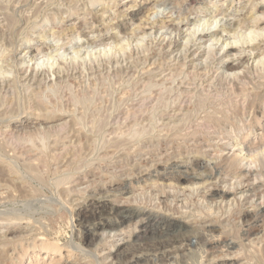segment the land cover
<instances>
[{
	"label": "rangeland",
	"instance_id": "374dc122",
	"mask_svg": "<svg viewBox=\"0 0 264 264\" xmlns=\"http://www.w3.org/2000/svg\"><path fill=\"white\" fill-rule=\"evenodd\" d=\"M156 1L157 0H155V2H152L148 7L151 8L153 5V8H154L155 4L158 3ZM192 1L193 0H171L170 1L171 3L167 2L166 4H162V5L158 3L154 8L156 10H153L155 14L151 12L148 15L149 18L148 19L146 18L147 19L146 21L145 19L144 21H136L133 19L132 13H137L138 9L144 8L146 6L145 5L146 0H68V1L67 0H0V5H1L0 6L1 7L0 9L1 11L0 12V15H1L0 16V31H1L0 36H2L0 37V81L2 80L4 81V82L2 81V83L0 82V93H1L0 94V114L2 115V116L0 115V118L2 119V120L0 119V132H1L0 133V218H1L0 219V223H1L0 224V234H1L0 239H2L0 240V264H65L67 260L82 261V259H84L83 260L84 264H162V263L163 264H200L202 261H205L207 259H208L209 264H212L215 260L217 261L214 262L213 264H216V263L219 264L220 259L222 260L224 258H227V256L231 258V256L238 255L239 251H240V254L238 257L240 258L241 257L240 255H242L241 257L242 259L240 258V260L242 261L241 262L242 264H249L248 262H250V264H264V244H263L264 243V237H263L264 236V222L256 223V221L254 220V217L252 216L253 214L252 213L248 214L249 212L248 213L245 212L244 214L246 215L239 214L243 209H245L246 207L245 202L247 200L244 201V199L242 198L240 200L233 201L232 205L229 206L221 202L218 195L212 196V198L214 199H212L211 196H208V193H207L208 183H204L200 185L201 188H199L200 190L198 189V191H195L197 193L194 192L195 195L192 192L184 191L182 188L184 186L183 183H177L178 181H181L183 179L181 178L183 177V175L186 178L197 177L198 174L196 175L195 173H192V170L195 169L196 167L195 165H199V166L204 165V166H207V169H208V165H210L208 161L210 156L208 157V155L209 154L213 155L211 151L209 153L208 151L212 150L213 149L212 147L216 145V143L219 145H225L228 143V140L225 139L226 136L224 137L221 136L222 130L219 129V127L214 128L215 125L206 123L207 121H205L206 118L204 119V116H206L207 113H215L217 114L218 118L219 117L224 118L227 116V114H230L228 116H231V117H227L230 121L228 123V126L230 124H233V126H235L233 131L240 129L239 132L241 131L245 135H247L248 141L251 143L264 138V113H263L264 104H262L263 101L257 102L255 104V108H256V110L254 109L255 111L253 109H249V110L247 109V111H245L247 102L244 101L245 96H243L247 92L251 93L252 90L253 92L257 91V93L259 94L264 93V89H263L264 87H261V88L256 87V86L260 87V85L262 86V84L264 85V81H263L264 78H262V76H264L262 75L264 74L263 73L264 64H260L259 68L255 69L256 72L255 70H253L254 67H251V64L244 62V59L232 63V64L236 63L239 65H242L240 66L241 67L240 70H238L237 72H234L230 69L231 65L229 67L222 66L218 64L217 61L215 60V53H216V57L222 56L224 53V51L219 50L220 49L219 44L221 43L220 42L218 43V45L212 48L213 53H211V56L209 57L208 62L206 64L208 67H207V71L205 75H203L204 73L198 75L199 74L198 71L195 72L193 69H189V71L187 70L189 68V66H187L188 63H186L187 60H185L182 57L176 61L171 60L172 63L170 62V59H169V62H166V60L168 61L169 57L164 55L161 42L166 41L165 43L170 44V42L175 40L174 36L175 34H177V32L173 30L172 28H164V27L158 30H156L157 28L152 29L154 24L155 26H157V24L158 26H162L161 21H163L164 18L166 21L172 20L175 23L177 22L176 23L177 27L181 26L182 24H185L191 19L192 20L197 19L198 21L196 22V25L198 23L199 24L201 23L200 24L201 26L198 27L199 32L197 34L203 35L208 32L218 31L221 28H223V26L227 22H229L228 18H224L223 20H221L222 17H219L220 20L218 19L217 22L209 18L208 13L214 10L213 9L214 6H217V5L219 6L223 4L222 10L223 9L228 10L229 13L235 12L236 10L241 9V7H245V10L243 13L245 14L244 17H246V15L249 12H252L254 10L252 12V15L254 18L256 16H258L259 18H264L263 17L264 8L262 9L261 12H257L256 9H253L255 5L257 6L259 5L257 8L260 7L259 1L261 0H258V1L252 0L249 4H247V1L245 2V0L244 1L243 0H240V1L239 0H204V3L201 4V6L204 7V10H202L200 13L199 11L197 12V9H195V8H198L199 6L197 7L194 6L195 3L191 4L190 2ZM3 2L5 3V5ZM206 2L208 3L212 2V3L208 5V4H205ZM74 5H77L76 8L74 7ZM129 6H132V7L128 9ZM144 11L142 12L144 13ZM57 15H59V17ZM141 15H138V16H141ZM205 15L206 17H204ZM3 18L7 20L3 21ZM9 19H11V21ZM151 22H153L154 24ZM4 24L7 26H5ZM8 26L10 27L8 28ZM191 27L193 29L194 25H192ZM263 27L264 26H262L261 28ZM252 30L253 32L257 31L256 34L251 35L250 32ZM260 31L264 32V30H259V29H256V30L255 29H249V30L244 29L241 31H237L234 37H232L231 41L232 42L235 41L236 44L234 45H236L238 48H245L246 46L249 45V43L250 44H253V43L262 44L264 37L261 36L263 32L261 33ZM2 32L3 34H1ZM196 39L197 37L193 39L194 43ZM199 42H203V41H200L198 38L196 40V43H199ZM160 46L161 48H159ZM202 46H203V49H202L203 53H205L206 51L208 52V48H206L207 46L204 47L205 44H202ZM107 50L109 51L107 52ZM144 50L147 52V54ZM158 50L159 51L162 50V51L158 52ZM217 51L219 52L221 51L220 54ZM154 59L156 60V62L154 63L156 67H154V64H153ZM56 61L58 63H56ZM173 62H175L174 65H173ZM117 63H119V65ZM169 64H172V65H169ZM150 65L151 66L153 65V66L150 67ZM179 65L181 66L185 65L183 66L184 68L182 67L183 70H180L181 67ZM147 67L148 68L150 67L149 69L151 71H152V68L154 69L152 72H150L151 74H149ZM90 68L91 70H89ZM208 68L209 69L211 68L210 72ZM170 69H173L175 72ZM261 69H262V73L260 71ZM31 71L33 73H37L38 75L40 74L39 78L40 79L42 78L41 80L39 78L35 79L37 81L35 80L33 81L32 79V81L34 82V85H32L33 82L29 79L28 81H30L31 84L28 81H24L26 80L25 76L30 75V73H32ZM191 71H193V73H190ZM172 72L174 74H172ZM194 74H195V79L193 80ZM130 75H132V77ZM21 77H24V78L22 79ZM46 78L47 79L50 78V79L47 80ZM84 78H85V81H84ZM212 78H214L215 80L214 79L212 80ZM166 79L168 81H166ZM38 80H40V82L42 83V86L43 85L45 86L42 87L41 84L38 83ZM156 80H158L159 82ZM192 80L194 81V83ZM48 81L51 84L48 83ZM11 82L12 84H10ZM164 82H167V83H164ZM1 84H3V86H1ZM187 84H188V87H185L187 86ZM9 85H12V87ZM51 85L52 87L53 86L55 87L52 88L50 87ZM208 85H210V87ZM250 85L251 86L255 85V86L253 88ZM67 86L68 87L70 86L69 87L70 89ZM243 86H246V88H248L249 90L252 88V90L248 91V89H246ZM26 87L28 88L26 89ZM35 88L40 92L38 94L39 97L41 96L42 99L46 98L45 103L49 101L50 99L53 101L56 100L54 102L50 100L51 103L49 102L47 103L51 105L59 104L60 106L59 110L61 109L60 112L59 111H58L59 113L52 112L51 113L52 115L48 114L47 111L50 105L47 106V103L46 104L43 103L44 100L42 99H41L42 100L41 103L39 102V99L37 100V96L35 94H37L38 91ZM200 88L203 90H201ZM242 88H245V89H242ZM32 89H35V90H32ZM53 89L54 91H56L55 94H53L54 92ZM68 89L70 93L69 91H66ZM86 89H87V92H86ZM240 89L242 90V93H239L241 91ZM32 91L34 93L36 91V93L34 94L32 93ZM157 92L159 93L157 94ZM207 92H210V93H207ZM223 92H225V94ZM41 93L42 95H40ZM43 93L45 97L43 96ZM189 93L193 95V98L191 97ZM205 93H207L206 94L207 97ZM211 93L213 94L212 100L215 104H217L218 99L221 100L222 98V101L218 102L219 103L217 105L218 108L216 109H213L215 107V104L210 103L212 101ZM218 93L220 94V96L218 95ZM31 94L32 95L34 94L36 97L34 98V95L32 97ZM74 94L76 95V99H75ZM238 94H240V96ZM53 95H55L56 97L54 96L53 98L52 97ZM215 95L216 96L218 95V98H216ZM60 96L66 101H64ZM160 96H164V97L160 98ZM200 96L201 97L203 96L202 102H199L201 100ZM209 96H210V99H209ZM235 96H237V98L238 96L239 98L241 97L240 100L236 99ZM204 97H206L207 99H205ZM213 97L217 100H215ZM55 98H57L58 101ZM60 98H61V101H60ZM179 98L181 101H179ZM197 98H199L200 100L199 99L196 100ZM73 99L80 101V102L78 101V106L77 104H75L77 101ZM91 99H94V101ZM204 99L205 101L208 100L207 103H205ZM1 100L3 101V103ZM209 100L211 101L209 102ZM232 100L233 102H231ZM223 101H225V103ZM221 102L224 103L226 106H224V104H222ZM228 102H230L231 104H226ZM73 103L75 104L73 106H77L76 108H74L73 106L71 107L70 104H73ZM66 104L67 105L69 104L68 107ZM79 104L81 105L79 106ZM93 104H94V107H92ZM233 104H236L238 107V110L241 112V113L239 112L238 115L237 114L235 115V113L238 111L236 110L237 109V107H235L236 105H234L235 110H233L232 112ZM39 105L40 106L42 105L41 108ZM195 105L197 106L199 105L198 109H197V106ZM207 105L208 106L210 105V106L208 107ZM84 106H85V109H83ZM200 106H203V108H200ZM38 108H40V110ZM42 108H45V109H42ZM223 108L224 110L227 109L226 112L228 111L230 112H228L227 114H224L225 111H223ZM257 108H260V109H257ZM41 109L44 110V112L42 111L41 113L40 112ZM35 110H37L36 111L37 114L40 115L38 117H41V119H33V117L38 118L37 116H35L37 115L34 112ZM198 110H199V113H197ZM257 110L259 111L257 112ZM32 112L35 113V115ZM65 112H68L71 114H68ZM80 112L81 114H78ZM219 112H220V115H219ZM53 113L54 114L56 113V114L54 115ZM82 113H83V116H82ZM231 113L234 115H232ZM60 114L61 115L64 114V115L61 116ZM223 115H226V116L223 117ZM185 117L188 118V119L186 118V121H185ZM81 119L82 120L84 119V120L81 121ZM234 120L236 121L234 122ZM125 121H127L128 123ZM60 122L61 123L66 122V126L64 125V128L63 126H60L61 124ZM179 122L181 123V125ZM54 125H56V127L60 126L62 129L59 127L57 130V128L55 129ZM71 125H73L74 127ZM175 125H176V129H175ZM51 126L54 127V130H52L53 128ZM172 126L174 127V129ZM49 127H50V130L54 132V134L52 132H48L50 131V130H47ZM6 129L9 132H6L7 131ZM44 129L46 130L44 131V133L46 132V134H43ZM56 130L57 132H55ZM60 131H62L63 133H61ZM112 131L115 133L116 136L114 135ZM60 133H61L60 135L61 137L66 136V138H61L59 135H57L60 137V140L59 139L56 140L55 138H58V137H55L56 134H60ZM1 134H3L4 136ZM27 134L28 135L30 134V135L28 136ZM49 134H53V136L50 135V137H53L52 139H55L54 141L53 140L51 141V138L49 140L51 143L53 142L52 144H55L53 146H51L52 144L49 145L50 142H48L47 140L48 137H45V136H44L45 138L43 137V135L48 136ZM36 135L37 136L42 135L41 137H43L44 140L39 139L40 137H37ZM128 135H131V136H128ZM132 135H134L135 137ZM237 135L238 133L232 137V140H231L232 145L229 147V149L225 153H229V152L230 154L233 153L232 151L235 150L234 148L235 144L237 145L239 144V142H237V139H236ZM140 137H143V138H140ZM45 139L47 140L48 145L46 143L42 144V142L43 143L44 141L46 142ZM112 139L114 140L113 143H112ZM61 140L65 141V144L62 142L64 145H62L61 142H59ZM122 140L124 143L122 142ZM56 141L59 142L58 143L59 145L57 144ZM32 142H33V145H32ZM56 144L58 145L57 147H56ZM75 144L76 145L78 144L79 147H77L78 145L75 147ZM123 145L125 147H123ZM42 146L45 149L44 148L42 149L41 148ZM47 147H49V150L47 149ZM62 148L64 151H62ZM133 149L135 152H133ZM45 150H48V151H45ZM39 151H41L42 153H40ZM52 151L54 152L55 156L56 155L58 156L54 157V154ZM55 151L57 153H55ZM78 151H79V156H78ZM76 152H77V156L74 155V153L76 154ZM65 153L67 154L65 155ZM82 153H84V155ZM259 153L263 154L264 152L261 153L260 151ZM40 154L43 156L40 157L39 156ZM256 155L258 156L256 157ZM256 155L253 156L254 164L251 162L250 159L247 162L244 161L241 164L242 170H246L247 172L249 170L250 171L249 173L252 175H253V171H258L262 175L259 177L260 180L259 179L256 180L255 178L252 179L254 175L251 176L249 173H246L245 175V178L248 177L247 178L248 181L245 180L246 185H248L247 183L249 181L251 184H253L254 182L255 186L253 187L257 188V190H255L251 186L253 190H251L250 188L251 192L248 193V196H249L248 198L250 200H252L253 198V194H254L253 192L259 195L258 196L259 198L261 196H264V190H263L264 189V172H262L264 169V157H263L264 154L263 156L259 154H256ZM124 156L125 157L127 156V157L125 158ZM51 157H54V159L51 160ZM38 158H40L41 161ZM41 158L43 159V161ZM55 159L57 160L54 161ZM97 162L99 163V165ZM31 164H33L32 166H34L36 170L34 167L31 166ZM7 165L10 166V170L12 169V171L9 170V166ZM27 165H30V167H32L33 169L29 170L28 168L29 166ZM257 166H260L263 168L261 169V168H258ZM64 168L65 170H63ZM36 171H38V173ZM35 172L37 173V175L40 174L39 175L40 177L36 176ZM34 173L36 177L34 176ZM68 175L70 176L71 179L69 178ZM163 175L165 179L160 180L159 177ZM186 175H189L190 177L189 176L187 177ZM248 175L251 176V180H249L250 177ZM61 181L64 183H62ZM119 181H125L126 183L129 181L130 182V183L128 182L129 184H132L136 187V190L138 191H136L134 194L135 196L133 199L135 201H133L132 204L135 202V206L141 209H145V208L153 209V210L160 211L164 214L170 213L172 215H180L188 207L190 211H194L193 209H195L198 212L202 211L204 214H207L209 212L208 215H212L214 220L216 221L218 219L223 220V222H225V225H224L225 227H223L222 231H219V230L213 231L212 233L214 234V237L211 231L210 232L208 231V233L212 235L211 236L210 234H208L209 240H211L212 238L213 240L211 243L207 239L205 247H203V243L201 244L203 240V236H202L203 233L201 232L200 229H197V228H192L187 231L181 230L180 232L172 233L170 236V239L167 240L168 237H166V240H160V241L154 240L153 243L152 241H150L152 244H149L150 243L149 241L142 240L143 241L142 242L136 237H131L129 239L130 241L128 240V242H126L125 240L126 235H124L123 232L122 233L118 232L116 236H114V234L112 235L106 234L103 237L104 238L103 242L106 245V250L104 251L101 250L102 246H96V244L100 241V238H102L100 237L101 235H99L100 233H96L94 235H91V237L88 238L86 243L84 242V244H82L83 248L91 252V253L88 252V254L90 255L84 252L82 254V252H80L81 251L80 249H75V251L77 250L78 252L74 251V253L71 255L70 252H67V248L65 247L66 243L71 241L70 240L71 237L72 239L74 236L77 237L78 230H80L81 232L83 231L84 228L81 227L79 224L81 225L83 223L85 224L86 221H89L90 219H92L91 210H93L92 209L93 206L90 205L89 200L93 195H96V194L94 192L87 190L88 187L92 185L102 186V185H105L106 182L108 184L115 182L116 184V186H114L115 188L120 185ZM69 189L70 191H67ZM81 189L83 191H81ZM164 190L167 192L165 193ZM262 190L263 192H261L262 194L261 195L259 192ZM77 191L81 193H78ZM164 193H165L164 195L165 198L163 197ZM72 194L73 196H71ZM204 195L208 198V201L207 199H205L206 201L203 200ZM60 197H61L60 199L61 201L59 200ZM194 200L196 201V203ZM183 205L184 206L186 205V206L184 207ZM14 216L16 218H18L17 216L19 217L21 216L20 219H24V220L23 221L19 219L16 220ZM251 218L255 222L252 221ZM219 223L220 222H218V224ZM260 224H262L263 227ZM133 229L137 230L139 228L137 226L134 228L133 226L126 230L128 232ZM74 231H75V234H74ZM217 231L218 233L220 232V234H218ZM173 235L175 237L172 238ZM76 237H74L76 242H78L77 240L80 241V238L78 237L76 238ZM108 237H111V238H108ZM261 238H263V240ZM40 240L42 241V243L40 242ZM43 240H45V242ZM164 241H166V244ZM4 246L6 248H4ZM55 246L57 247L55 251L53 252L51 250L45 251L46 250L45 248L47 247L51 248ZM110 246H113L115 248L114 254L112 255L110 259L103 261V259L107 256V253H108L107 249ZM257 249H259V251ZM205 250H206L205 256L206 255L207 256L204 259L202 258V256H204L203 253ZM252 250H254L253 253H255L254 254L255 256L253 255ZM96 251H97V254H96ZM93 253L95 254L93 255ZM246 254L248 255L250 254V255L248 256ZM262 259L263 261H261ZM243 261H245V263ZM103 262H106V263H103Z\"/></svg>",
	"mask_w": 264,
	"mask_h": 264
},
{
	"label": "bare ground",
	"instance_id": "6f19581e",
	"mask_svg": "<svg viewBox=\"0 0 264 264\" xmlns=\"http://www.w3.org/2000/svg\"><path fill=\"white\" fill-rule=\"evenodd\" d=\"M68 1V0H67ZM171 0H157L156 2H158V3H160L161 5L162 4H166L167 2H170ZM240 1V0H239ZM244 1V0H243ZM247 1V4H249L252 0H245V2ZM258 1V0H257ZM46 2V1H45ZM51 2V1H50ZM60 2V1H59ZM76 2V1H75ZM152 2H155V0H146V6L144 7V8H142V9H138L137 10V13H132V16H133V19L134 20H136V21H144V19H145V21L149 18V14L151 13V12H153V10H156V9H154L155 8V6L158 4V3H156L155 4V6H154V8H153V5H152V7L150 8V7H148ZM4 3V2H3ZM63 3V2H62ZM67 3V2H66ZM81 3V2H80ZM134 3V2H133ZM145 3V2H144ZM171 3V2H170ZM191 4H194V6H199L198 8H195L194 6V8L195 9H197V12L199 11L200 13H201V11L202 10H204V7H202L201 6V4L202 3H204V0H193L192 2H190ZM212 2H206L205 4H211ZM234 3V2H233ZM244 3V2H243ZM9 4V3H8ZM25 4V3H24ZM44 4V3H43ZM259 4H260V7L259 8H257L258 6L257 5H253L254 7H253V9H256L257 10V12H261L262 11V9L264 8V0H261V1H259ZM4 5H5V3H4ZM133 5V4H132ZM160 5V6H161ZM170 5V4H169ZM1 6V5H0ZM35 6V5H34ZM42 6H44V5H42ZM70 6V5H69ZM76 6L77 5H74V7L76 8ZM166 6V5H165ZM10 7V6H9ZM33 7V6H32ZM38 7V6H37ZM67 7V6H66ZM74 7H73V9H74ZM132 6H129V8L128 9H130ZM142 7V6H141ZM158 7V6H157ZM174 7V6H173ZM222 7H223V4H221V5H217V6H214V10H212L211 8V10L212 11H210L208 14H209V18H211V19H213L215 22H217L218 21V19H219V17H222L221 18V20H223L224 18H228L229 20V22H227L224 26H223V28H221L220 30H218V31H214V32H208V33H206V34H197L198 32H199V28L198 27H200L201 25V23L199 24H197L196 25V22L198 21L197 19L195 20V19H191L190 21H188V22H186L185 24H182L181 26H179V27H177L176 25V23L174 22V21H172V20H168V21H166L165 20V18H164V20L163 21H161V25L162 26H158V24H157V26H155V24L153 23V22H151V23H153L154 24V26L152 27V29H156V30H158V29H161L162 27H164V28H172L173 30H175L176 32H177V34H175V40H173L172 42H170V44H168V43H165L164 41V43L163 42H161L162 43V50L164 51V55H166L167 57H169L168 58V61L166 60V62H169V59H170V62L172 63V61H176V60H178V59H180L181 57L182 58H184L185 60H187V62L186 63H188L187 64V66H189V68L187 69L188 71H189V69H193L195 72H197L198 71V75H200V74H203V75H205V73H206V71H207V62H208V59H209V57L211 56V53H213V50H212V48L214 47V46H216V45H218V43H220L219 45V50H221V51H224V53H223V55L222 56H217L216 57V53H215V60L217 61V63L218 64H220V65H222V66H227V67H229L230 65H231V67H230V69L232 70V71H234V72H237L238 70H240V66H242V65H239V64H232V63H234V62H237V61H239V60H243L244 59V62H246V63H248V64H251V67H254V69L253 70H255V69H257V68H259V66H260V64H264V38H263V42H262V44L260 43V44H255V43H253V44H250L249 43V45L248 46H246L245 48H238L236 45H234V44H236L235 43V41L234 42H232L231 40H232V37H234V35L236 34V32L237 31H241V30H249V29H259V30H264V27L263 28H261L262 26H264V18H259L258 16H256L255 18L253 17V15H252V12L254 11H252V12H249L247 15H246V17H244V15L245 14H243L244 13V10H245V7H241V9H238V10H236L235 12H232V13H229L228 12V10H222ZM5 8V7H4ZM34 8V7H33ZM60 8V7H59ZM140 8V7H139ZM186 8V7H185ZM0 9H1V7H0ZM57 9V8H56ZM158 9V8H157ZM176 9V8H175ZM22 10V9H21ZM37 10H38V8H37ZM54 10V9H53ZM62 10V9H61ZM80 10V9H79ZM144 10H146V11H144ZM14 11V10H13ZM33 11V10H32ZM63 11H65V10H63ZM73 11V10H72ZM76 11V10H75ZM139 11V12H138ZM142 11H144V13L142 12ZM177 11V10H176ZM181 11V10H180ZM209 11V10H208ZM1 12V11H0ZM10 12V11H9ZM31 12V11H30ZM30 12H29V14H30ZM36 12V11H35ZM61 12V11H60ZM65 12H67V11H65ZM196 12V13H197ZM22 13V12H21ZM154 13V12H153ZM158 13V12H157ZM203 13V12H202ZM24 14V13H23ZM49 14V13H48ZM57 14V13H56ZM142 14V15H141ZM155 14V13H154ZM164 14H166V13H164ZM138 15H141V16H138ZM185 15V14H184ZM190 15V14H189ZM260 15V14H259ZM264 15V14H263ZM1 16V15H0ZM58 17H59V15H57ZM208 16V15H207ZM9 17V16H8ZM48 17V16H47ZM166 17H167V15H166ZM198 17V16H197ZM204 17H206V15L204 16ZM262 17V16H261ZM264 17V16H263ZM57 18V17H56ZM147 18V19H146ZM151 18V17H150ZM183 18V17H182ZM11 19H13V18H11ZM11 19H9L10 21H11ZM22 19V18H21ZM27 19V18H26ZM156 19V18H155ZM154 19V20H155ZM185 19V18H184ZM210 19V20H211ZM6 21L7 19H4L3 18V21ZM13 20H15V19H13ZM174 20V19H173ZM220 20V19H219ZM16 22V21H15ZM149 22V21H148ZM183 22V21H182ZM203 22V21H202ZM2 23V22H1ZM4 23V22H3ZM8 23H9V21H8ZM8 23H7V25H8ZM12 23V22H11ZM14 23V22H13ZM143 23V22H142ZM212 23V22H211ZM6 24V23H5ZM4 24V25H5ZM101 24V23H100ZM113 24V23H112ZM3 25V26H4ZM7 25H5V26H7ZM19 25V24H18ZM192 25H194V28L192 29ZM3 26H2V28H3ZM136 26H138V25H136ZM150 26H152V25H150ZM203 26H204V24H203ZM10 26H8V28H9ZM14 27V26H13ZM126 27V26H125ZM8 28H6V29H8ZM134 28V27H133ZM138 28V27H137ZM196 28H198V29H196ZM5 29V28H4ZM11 29V28H10ZM47 29V28H46ZM135 29V28H134ZM147 29V28H146ZM149 29V28H148ZM1 30H3V29H1ZM75 30V29H74ZM129 30V29H128ZM131 31V30H130ZM151 31V30H150ZM201 31V30H200ZM204 31V30H203ZM1 32V31H0ZM4 32V31H3ZM3 32L1 33V34H3ZM21 32V31H20ZM54 32V31H53ZM129 32V31H128ZM245 32V31H244ZM249 32V31H248ZM256 32L257 31H254L253 32V30L250 32V34L251 35H253V34H256ZM259 32V31H258ZM261 33L263 32V31H260ZM5 33V32H4ZM18 33H19V31H18ZM59 33V32H58ZM57 33V34H58ZM87 33V32H86ZM108 33V32H107ZM131 33V32H130ZM261 33H260V35H261ZM8 34V33H7ZM56 34V35H57ZM66 34V33H65ZM144 34V33H143ZM134 35V34H133ZM264 35V32L262 33V37H264L263 36ZM7 36V35H6ZM5 36V37H6ZM64 36V35H63ZM89 36V35H88ZM240 36H242V35H240ZM255 36V35H254ZM0 37H2V36H0ZM123 37V36H122ZM134 37V36H133ZM172 37V36H171ZM197 37V39L199 38V40L200 41H203V42H199V43H196V40H195V43H194V40L193 39H195ZM248 37V36H247ZM257 37H258V35H257ZM8 38V37H7ZM145 38V37H144ZM150 38V37H149ZM164 38H165V36H164ZM250 38V37H249ZM12 39V38H11ZM147 39V38H146ZM3 40V39H2ZM5 40V39H4ZM9 40V39H8ZM74 40V39H73ZM104 40V39H103ZM113 40V39H112ZM164 40V39H163ZM171 40V39H170ZM246 40V39H245ZM11 41V40H10ZM60 41V40H59ZM98 41V40H97ZM126 41V40H125ZM140 42V41H139ZM147 42V41H146ZM169 42V41H168ZM250 42V41H249ZM258 42V41H257ZM18 43V42H17ZM24 43V42H23ZM120 43V42H119ZM136 43V42H135ZM153 43V42H152ZM211 43H212V45H211ZM216 43V44H215ZM148 44V43H147ZM202 44H205V46L204 47H206V48H208V52L206 51L205 53H203V51H202V49H203V46H202ZM7 45V44H6ZM12 45V44H11ZM120 45V44H119ZM159 45V44H158ZM97 46V45H96ZM7 48V47H6ZM10 48V47H9ZM11 48H12V46H11ZM93 48V47H92ZM96 48V47H95ZM116 48V47H115ZM123 48H125V47H123ZM159 48H161V46L159 47ZM205 48V49H206ZM114 49V48H113ZM118 49V48H117ZM204 49V50H205ZM83 50V49H82ZM106 50V49H105ZM162 50H158V52H161ZM7 51V50H6ZM109 50H107V52H108ZM113 51V50H112ZM139 51V50H138ZM145 51V50H144ZM143 51V52H144ZM220 51V52H221ZM68 52V51H67ZM105 52V51H104ZM146 52V51H145ZM219 54H220V52L219 51H217ZM83 53V52H82ZM81 53V54H82ZM86 53V52H85ZM96 53V52H95ZM119 53V52H118ZM155 53V52H154ZM55 54V53H54ZM97 54V53H96ZM146 54H147V52H146ZM160 54V53H159ZM159 54H157V55H159ZM125 55V54H124ZM162 55V54H161ZM206 55V56H205ZM75 56V55H74ZM85 56V55H84ZM102 56V55H101ZM109 56V55H108ZM142 56V55H141ZM144 56V55H143ZM154 56H156V55H154ZM93 57V56H92ZM159 57V56H158ZM18 58V57H17ZM50 58V57H49ZM76 58V57H75ZM87 58V57H86ZM118 58V57H117ZM145 58V57H144ZM143 58V59H144ZM58 59V58H57ZM107 59V58H106ZM110 59V58H109ZM133 59H135V58H133ZM137 59V58H136ZM26 60V59H25ZM34 60V59H33ZM46 60V59H45ZM63 60V59H62ZM103 60V59H102ZM124 60V59H123ZM155 60V59H154ZM153 60V64L156 62V60L154 61ZM164 60V59H163ZM172 60V61H171ZM40 61V60H39ZM58 61V60H57ZM56 61V63H58ZM69 61V60H68ZM109 61V60H108ZM142 61V60H141ZM159 61V60H158ZM158 61H157V63H158ZM184 61V60H183ZM60 62V61H59ZM65 62V61H64ZM74 62V61H73ZM97 62V61H96ZM95 62V63H96ZM106 62V61H105ZM115 62V61H114ZM150 62V61H149ZM22 63V62H21ZM79 63V62H78ZM101 63V62H100ZM111 63V62H110ZM152 63V62H151ZM150 63V64H151ZM177 63V62H176ZM184 63V62H183ZM185 63V64H186ZM210 63V62H209ZM31 64V63H30ZM35 64V63H34ZM49 64V63H48ZM53 64V63H52ZM116 64V63H115ZM118 65H119V63H117ZM134 64V63H133ZM175 64V62H173V65ZM240 64H241V62H240ZM80 65V64H79ZM89 65V64H88ZM100 65V64H99ZM125 65V64H124ZM145 65V64H144ZM168 65V64H167ZM169 65H172V64H169ZM209 65H211V64H209ZM12 66V65H11ZM129 66H130V64H129ZM153 66V65H152ZM151 65H150V67H152ZM180 67H181V69L180 70H183L182 69V67L183 66H185V65H183V66H181V65H179ZM178 66V67H179ZM217 66V65H216ZM219 66V65H218ZM19 67H20V65H19ZM68 67V66H67ZM91 67V66H90ZM97 67V66H96ZM117 67V66H116ZM149 67V68H150ZM154 67H156L155 66V64H154ZM178 67H177V69H178ZM8 68V67H7ZM18 68V67H17ZM56 68V67H55ZM65 68V67H64ZM89 68V67H88ZM113 68V67H112ZM123 68H125V67H123ZM136 68V67H135ZM148 67H147V70L149 71V74H151L150 72H152L154 69L152 68V71L149 69ZM162 68V67H161ZM169 68H171V67H169ZM174 68V67H173ZM175 68H176V66H175ZM174 68V69H175ZM184 68V67H183ZM261 68V67H260ZM19 69V68H18ZM60 69V68H59ZM75 69V68H74ZM106 69V68H105ZM120 69V68H119ZM160 69V68H159ZM176 69V70H177ZM209 69V68H208ZM211 69V68H210ZM210 69H209V72H210ZM20 70V69H19ZM26 70V69H25ZM48 70V69H47ZM89 70H91V68L89 69ZM133 70H134V68H133ZM146 70V71H147ZM156 70V69H155ZM170 70H173V69H170ZM179 70V71H180ZM217 70V69H216ZM250 70V69H249ZM11 71V70H10ZM22 71V70H21ZM63 71V70H62ZM157 71V70H156ZM162 71V70H161ZM174 71V70H173ZM200 71V72H199ZM215 71V70H214ZM219 71V70H218ZM217 71V72H218ZM258 71H259V69H258ZM261 71V73H262V69L260 70ZM13 72V71H12ZM32 72V71H31ZM55 72H57V71H55ZM64 72V71H63ZM89 72V71H88ZM95 72V71H94ZM108 72V71H107ZM119 72V71H118ZM136 72V71H135ZM145 72V71H144ZM175 72V71H174ZM209 72H207V73H209ZM216 72V71H215ZM251 72V71H250ZM255 72H256V70H255ZM9 73V72H8ZM125 73V72H124ZM140 73H142V72H140ZM156 73V72H155ZM164 73V72H163ZM167 73V72H166ZM178 73V72H177ZM183 73V72H182ZM190 73H193V71H191ZM257 73H259V72H257ZM260 73V74H261ZM264 73V72H263ZM3 74H4V72H3ZM28 74V73H27ZM49 74V73H48ZM53 74V73H52ZM58 74V73H57ZM63 74V73H62ZM85 74V73H84ZM109 74H110V72H109ZM132 74V73H131ZM144 74V73H143ZM146 74H148V73H146ZM172 74H174L173 72H172ZM171 74V75H172ZM179 74V73H178ZM19 75V74H18ZM26 75V74H25ZM60 75H61V73H60ZM98 75V74H97ZM180 75V74H179ZM178 75V76H179ZM193 75V74H192ZM191 75V76H192ZM209 75V74H208ZM234 75V74H233ZM262 75H264V74H262ZM12 76V75H11ZM39 76H40V74L38 75L37 73H30V75H26L25 76V78H26V80H24V81H28V79L29 80H31L32 81V79H33V81L35 80V79H38L39 78ZM53 76V75H52ZM76 76V75H75ZM84 76V75H83ZM107 76H108V74H107ZM131 77H132V75H130ZM134 76V75H133ZM162 76V75H161ZM174 76V75H173ZM176 76V75H175ZM217 76H218V74H217ZM261 76V75H260ZM2 77V76H1ZM44 77V76H43ZM60 77V76H59ZM69 77V76H68ZM118 77V76H117ZM141 77V76H140ZM155 77V76H154ZM177 77V76H176ZM181 77V76H180ZM179 77V78H180ZM198 77V76H197ZM203 77V76H202ZM3 78V77H2ZM1 78V79H2ZM7 78V77H6ZM13 78V77H12ZM22 79L24 78V77H21ZM95 78V77H94ZM100 78V77H99ZM102 78V77H101ZM106 78V77H105ZM172 78V77H171ZM219 78V77H218ZM245 78V77H244ZM258 78V77H257ZM262 78H264V76H262ZM40 79V78H39ZM42 79V78H41ZM40 79V80H41ZM45 79V78H44ZM47 79V78H46ZM48 79H50V78H48ZM47 79V80H48ZM62 79V78H61ZM60 79V80H61ZM73 79V78H72ZM134 79V78H133ZM163 79V78H162ZM178 79V78H177ZM183 79V78H182ZM195 79V74H194V78H193V80ZM214 78H212V80H213ZM217 79V78H216ZM239 79V78H238ZM241 79H243V78H241ZM7 80V79H6ZM21 80V79H20ZM40 80H38V83H40L41 84V86H42V83L40 82ZM46 80V81H47ZM88 80V79H87ZM96 80V79H95ZM169 80H171V79H169ZM175 80V79H174ZM192 80V81H193ZM198 80V79H197ZM215 80V79H214ZM219 80V79H218ZM248 80V79H247ZM3 81V80H2ZM2 81H0L1 83H2ZM32 81V82H33ZM35 81H37V80H35ZM43 81V80H42ZM59 81V80H58ZM65 81V80H64ZM84 81H85V78H84ZM122 81V80H121ZM129 81V80H128ZM127 81V82H128ZM156 81H158V80H156ZM166 81H168L167 79H166ZM186 81V80H185ZM224 81V80H223ZM232 81V80H231ZM230 81V82H231ZM236 81H238V80H236ZM251 81V80H250ZM261 81H262V79H261ZM263 81H264V79H263ZM4 82V81H3ZM6 82V81H5ZM8 82V81H7ZM28 82H30V81H28ZM53 82V81H52ZM57 82V81H56ZM79 82V81H78ZM87 82V81H86ZM97 82V81H96ZM159 82V81H158ZM163 82V81H162ZM161 82V83H162ZM171 82V81H170ZM183 82V81H182ZM37 83V84H38ZM44 83V82H43ZM48 83H50L49 81H48ZM99 83V82H98ZM142 83V82H141ZM151 83V82H150ZM154 83V82H153ZM160 83V84H161ZM164 83H167V82H164ZM191 83V82H190ZM193 83H194V81H193ZM219 83V82H218ZM226 83V82H225ZM5 84V83H4ZM8 84V83H7ZM10 84H12V82L10 83ZM30 84H31V82H30ZM37 84H36V86H37ZM51 84V83H50ZM54 84V83H53ZM174 84V83H173ZM192 84V83H191ZM210 84V83H209ZM245 84V83H244ZM249 84V83H248ZM253 84V83H252ZM21 85H22V83H21ZM29 85V84H28ZM32 85H34V82H33V84ZM39 85V84H38ZM47 85H49V84H47ZM55 85V84H54ZM95 85V84H94ZM147 85V84H146ZM178 85H180V84H178ZM184 85H186V84H184ZM204 85V84H203ZM236 85V84H235ZM1 86H3V84H1ZM9 86H11L12 87V85H9ZM40 86V85H39ZM38 86V87H39ZM40 86V87H41ZM43 86H45V85H43ZM42 86V87H43ZM57 86V85H56ZM82 86V85H81ZM194 86V85H193ZM205 86H206V84H205ZM209 87H210V85H208ZM251 86V85H250ZM255 86V85H254ZM254 86H251V87H253L254 88ZM21 87V86H20ZM31 87V86H30ZM34 87V86H33ZM50 87H52V85L50 86ZM53 87H55V86H53ZM52 87V88H53ZM64 87V86H63ZM68 87V86H67ZM70 87V86H69ZM68 87V88H69ZM149 87V86H148ZM160 87V86H159ZM162 87V86H161ZM175 87V86H174ZM185 87H188V84H187V86H185ZM190 87H192V86H190ZM232 87V86H231ZM243 87H245L246 88V86H243ZM251 87H249V88H251ZM256 87H258V88H261V87H264V85L262 84V86L260 85V87L259 86H256ZM255 87V88H256ZM28 87H26V89H27ZM59 88V87H58ZM97 88V87H96ZM136 88V87H135ZM207 88V87H206ZM216 88V87H215ZM235 88V87H234ZM240 88V87H239ZM245 88H242V89H245ZM36 89V88H35ZM35 89H32V90H35ZM50 89V88H49ZM48 89V90H49ZM57 89V88H56ZM55 89V90H56ZM65 89H66V87H65ZM70 89V88H69ZM69 89L68 90H66V91H69ZM76 89V88H75ZM152 89V88H151ZM160 89V88H159ZM190 89V88H189ZM192 89V88H191ZM201 89V88H200ZM212 89V88H211ZM222 89V88H221ZM246 89H248V88H246ZM257 89V88H256ZM255 89V90H256ZM264 89V88H263ZM11 90V89H10ZM37 90V89H36ZM40 90V89H39ZM43 90V89H42ZM46 90V89H45ZM64 90V89H63ZM183 90V89H182ZM198 90V89H197ZM201 90H203V89H201ZM232 90H234V89H232ZM231 90V91H232ZM236 90V89H235ZM238 90V89H237ZM241 90V89H240ZM250 90H252V88L250 89ZM249 89H248V91H250ZM3 91V90H2ZM7 91V90H6ZM12 91V90H11ZM15 91V90H14ZM38 91V90H37ZM41 91V90H40ZM47 91V90H46ZM53 91H54V89H53ZM58 91H59V89H58ZM58 91H57V93H58ZM74 91V90H73ZM90 91V90H89ZM134 91V90H133ZM136 91V90H135ZM165 91V90H164ZM163 91V92H164ZM169 91V90H168ZM172 91V90H171ZM177 91V90H176ZM207 91V90H206ZM220 91V90H219ZM224 91V90H223ZM258 91H259V89H258ZM29 92V91H28ZM28 92H26V93H28ZM44 92V91H43ZM55 92L56 91H54L53 92V94H55ZM72 92V91H71ZM86 92H87V89H86ZM166 92V91H165ZM174 92V91H173ZM185 92H186V90H185ZM211 92H213V91H211ZM233 92V91H232ZM32 93H34L33 91H32ZM35 93H36V91H35ZM34 93V94H35ZM40 92L38 91L37 92V94H35L36 96H37V100L39 99V102L41 103L42 102V100H44V102L43 103H45V101H46V98H44V99H42L41 98V96L39 97V94ZM48 93V92H47ZM51 93V92H50ZM68 93V92H67ZM69 93H70V91H69ZM73 93V92H72ZM128 93V92H127ZM131 93V92H130ZM153 93V92H152ZM159 92H157V94H158ZM170 93V92H169ZM177 93V92H176ZM188 93V92H187ZM194 93V92H193ZM201 93V92H200ZM207 93H210V92H207ZM207 93H205V95L207 94ZM224 94H225V92H223ZM227 93V92H226ZM238 93V92H237ZM239 93H242V90L239 92ZM244 93H245V91H244ZM1 94V93H0ZM33 94V95H34ZM75 94H77V93H75ZM74 94V96H75V99H76V95ZM88 94V93H87ZM86 94V95H87ZM123 94V93H122ZM168 94V93H167ZM166 94V95H167ZM184 94V93H183ZM190 94V93H189ZM195 94V93H194ZM203 94V93H202ZM26 95V94H25ZM33 95L31 94V96L33 97ZM34 95V98L36 97ZM40 95H42V93L40 94ZM69 95V94H68ZM71 95V94H70ZM93 95V94H92ZM150 95V94H149ZM163 95V94H162ZM181 95V94H180ZM191 95V94H190ZM200 95V94H199ZM198 95V96H199ZM204 95V96H205ZM209 95V94H208ZM212 93H211V100H212ZM218 95L220 96V94L218 93ZM218 95L216 96L215 95V97L216 98H218ZM234 95V94H233ZM239 96H240V94H238ZM243 95V94H242ZM241 95V96H242ZM16 96V95H15ZM31 96H29V97H31ZM43 96L45 97V95H44V93H43ZM54 96L55 95H53L52 97L54 98ZM66 96V95H65ZM74 96H73V98H74ZM100 96V95H99ZM130 96V95H129ZM158 96V95H157ZM177 96V95H176ZM185 96V95H184ZM225 96V95H224ZM239 96H238V98H237V96H235L236 97V99H239L240 100V98H239ZM243 96H245L244 98H245V102H247V106H246V109H245V111H247V109L249 110V109H255L256 110V108H255V104L257 103V102H261V101H263V103L262 104H264V100H263V98H264V93H261V94H259V93H257V91H254L253 92V90H252V92L250 93V92H247V93H245V95H243ZM7 97V96H6ZM28 97V98H29ZM49 97V96H48ZM47 97V98H48ZM56 97V96H55ZM61 97V96H60ZM88 97V96H87ZM92 97V96H91ZM144 97V96H143ZM159 97V96H158ZM161 97H164V96H160V98ZM188 97V96H187ZM190 97V96H189ZM191 97L193 98V95H191ZM196 97V96H195ZM201 97V96H200ZM203 97V96H202ZM201 97V100L199 99V98H197L196 100H200L199 102H202V98ZM206 97H207V95H206ZM206 97H204L205 99H207ZM4 98V97H3ZM11 98V97H10ZM62 98V97H61ZM61 98H60V101H61ZM71 98V97H70ZM80 98V97H79ZM82 98V97H81ZM90 98V97H89ZM88 98V99H89ZM95 98V97H94ZM140 98V97H139ZM214 98V97H213ZM219 98H221V97H219ZM243 98V99H244ZM42 99V100H41ZM55 99H57V98H55ZM63 99V98H62ZM67 99V98H66ZM75 99H73V100H75ZM78 99V98H77ZM87 99V100H88ZM98 99H100V98H98ZM163 99V98H162ZM161 99V100H162ZM165 99V98H164ZM184 99V98H183ZM189 99V98H188ZM205 99H204V101H205ZM209 99H210V96H209ZM215 99V98H214ZM8 100V99H7ZM36 100V99H35ZM34 100V101H35ZM51 100V99H50ZM50 100L49 101H47V102H49V103H51L50 102ZM64 100V99H63ZM62 100V101H63ZM91 100H93L94 101V99H91ZM142 100V99H141ZM140 100V101H141ZM193 100V99H192ZM195 100V99H194ZM211 100H209V102L211 101ZM215 100H217V99H215ZM2 101V100H1ZM51 101H53V100H51ZM54 101H56V100H54ZM53 101V102H54ZM57 101H58V99H57ZM59 101V102H60ZM64 101H66V100H64ZM71 101V100H70ZM75 101H77L75 104H77V106H78V101L79 100H75ZM148 101V100H147ZM164 101V100H163ZM166 101V100H165ZM179 101H181L180 100V98H179ZM186 101V100H185ZM191 101V100H190ZM207 101L208 100H206L205 101V103H207ZM219 101H222V98H221V100L220 99H218V102ZM226 101V100H225ZM225 101H223L224 103H225ZM6 102V101H5ZM15 102V101H14ZM38 102V103H39ZM46 102V103H47ZM52 102V103H53ZM72 102H74V101H72ZM80 102V101H79ZM81 102H82V100H81ZM144 102V101H143ZM176 102V101H175ZM177 102H178V100H177ZM198 102V101H197ZM196 102V103H197ZM198 102V103H199ZM217 102V101H216ZM217 102V104H215L214 102H213V100L210 102V103H214L215 104V107L213 108V109H216V108H218V103ZM231 102H233V100L231 101ZM238 102V101H237ZM2 103H3V101H2ZM8 103V102H7ZM45 103V104H46ZM49 103H47V106L48 105H50L49 106V109H48V111H47V113L48 114H51L52 112H60V110H59V104L57 105H51V104H49ZM56 103V102H55ZM54 103V104H55ZM67 103V102H66ZM95 103V102H94ZM99 103V102H98ZM164 103V102H163ZM222 103V102H221ZM224 103H222V104H224ZM236 103V102H235ZM243 103V102H242ZM23 104V103H22ZM74 103L73 104H70L71 105V107L73 106V105H75ZM91 104H92V102H91ZM100 104V103H99ZM143 104V103H142ZM151 104V103H150ZM155 104V103H154ZM168 104V103H167ZM176 104V103H175ZM201 104V103H200ZM204 104V103H203ZM226 104H231L230 102H228V103H226ZM246 104V103H245ZM43 105V104H42ZM41 105V106H42ZM61 105V104H60ZM67 105V104H66ZM69 105V104H68ZM68 105H67V107H68ZM81 104H79V106H80ZM132 105V104H131ZM163 105V104H162ZM174 105V104H173ZM189 105V104H188ZM191 105V104H190ZM234 105H236V104H233V108H232V112H233V110H235L234 108L235 107H237V105L234 107ZM240 105V104H239ZM15 106V105H14ZM18 106V105H17ZM27 106H29V105H27ZM38 106V105H37ZM36 106V107H37ZM40 106V105H39ZM41 106H40V108H41ZM46 106V107H47ZM63 106V105H62ZM61 106V107H62ZM77 106H73L74 108H76ZM165 106V105H164ZM163 106V107H164ZM195 106H197V105H195ZM199 106V105H198ZM198 106H197V109H198ZM205 106H206V104H205ZM208 106V105H207ZM210 106V105H209ZM208 106V107H209ZM224 106H226L225 104H224ZM231 106V105H230ZM16 107V106H15ZM45 107V108H46ZM70 107V108H71ZM92 107H94V104L92 105ZM260 107V106H259ZM29 108V107H28ZM40 108H38L39 110H40ZM45 108H42V109H45ZM63 108V107H62ZM83 108V107H82ZM100 108V107H99ZM140 108V107H139ZM171 108H173V107H171ZM190 108V107H189ZM200 108H203V106H200ZM206 108V107H205ZM220 108V107H219ZM263 108V107H262ZM25 109V108H24ZM27 109V108H26ZM37 109V110H38ZM41 109V113H42V111L44 112V110H42ZM66 109V108H65ZM80 109V108H79ZM83 109H85V106H84V108ZM166 109V108H165ZM207 109V108H206ZM221 109V108H220ZM227 109H228V107H227ZM227 109L226 110H224V108H223V111H225V113L224 114H227L228 112H230V111H228V112H226L227 111ZM244 109V108H243ZM257 109H260V108H257ZM264 109V108H263ZM6 110V109H5ZM8 110V109H7ZM28 110V109H27ZM37 110H35L34 112L37 114ZM67 110V109H66ZM73 110V109H72ZM71 110V111H72ZM81 110V109H80ZM191 110V109H190ZM236 110H238V107H237V109ZM254 110V111H255ZM31 111V110H30ZM69 111V110H68ZM75 111V110H74ZM86 111V110H85ZM98 111V110H97ZM100 111V110H99ZM126 111V110H125ZM155 111V110H154ZM195 111V110H194ZM210 111V110H209ZM217 111V110H216ZM215 111V112H216ZM242 111V110H241ZM254 111H252V112H254ZM259 110H257V112H258ZM15 112V111H14ZM58 112V113H59ZM73 112V111H72ZM129 112V111H128ZM152 112V111H151ZM173 112V111H172ZM208 112V111H207ZM213 112H214V110H213ZM222 112V111H221ZM236 112V111H235ZM240 111L238 110L236 113H235V115L237 114L238 115V113H239ZM249 112V111H248ZM25 113H26V111H25ZM33 113V112H32ZM35 113H33L34 115H35ZM65 113H68V112H65ZM141 113V112H140ZM189 113V112H188ZM187 113V114H188ZM197 113H199V110H198V112ZM241 113V112H240ZM246 113V112H245ZM264 113V112H263ZM16 114H17V112H16ZM47 114V115H48ZM54 114V113H53ZM56 114V113H55ZM54 114V115H55ZM68 114H71V113H68ZM67 114V115H68ZM78 114H81V112L80 113H78ZM87 114V113H86ZM92 114V113H91ZM131 114V113H130ZM137 114H138V112H137ZM146 114V113H145ZM144 114V115H145ZM152 114V113H151ZM164 114V113H163ZM162 114V115H163ZM179 114V113H178ZM204 114H205V112H204ZM232 114V113H231ZM1 115V114H0ZM4 115V114H3ZM52 115V114H51ZM61 115V114H60ZM64 115V114H63ZM63 115H61V116H63ZM133 115V114H132ZM131 115V116H132ZM183 115H185V114H183ZM191 115V114H190ZM203 115V114H202ZM219 115H220V112H219ZM228 115H230V114H227V116L226 115H223V117L224 116H226V117H224V118H221V117H219L218 118V116H217V114H215V113H207L206 114V116H204V119L206 118V120L205 121H207L206 123H209V124H211V125H215L214 126V128H218L219 127V129H221L222 130V134H221V136H226L225 137V139H227L228 140V143L227 144H225V145H219V144H217L216 143V145H214L212 148V150H209L208 151V153L211 151L212 152V154L213 155H208V157H209V163H210V165H208V169H207V166H204V165H195L194 167H195V169H191L192 170V173H195L196 175L198 174V176L197 177H190L189 175H186L187 177L189 176L190 178H186L184 175H183V177H181V178H183L181 181H178L177 183H183V190L184 191H186V192H192V193H194L195 191H198V189L199 188H201L200 187V185H202V184H204V183H208V190H207V193H208V196H211V198H212V196H215V195H218V197H219V199L221 200V202H223L225 205H229V206H231L232 205V202L233 201H236V200H240V199H244V201L245 200H247L246 202H245V209H243L239 214H243V215H246V214H244L245 212L246 213H248V214H253L252 216L254 217V220L256 221V223L257 222H264V196H261L260 198L258 197L259 195H257V194H255V192H253L254 194H253V198H252V200H250L248 197V193L249 192H251L250 191V188H251V186L253 187V186H255V183L253 182V184H251L250 183V181L247 183L248 185H246V182H245V180H247V178H245V175H246V173H249L250 171L248 170V172L246 171V170H242V167H241V164L244 162V161H248L249 159L251 160V162L253 163L254 162V160H253V156L254 155H256V154H259V155H262L263 156V152H264V138L263 139H261V140H258V141H255V142H249L248 141V136L247 135H245L243 132H239V130L240 129H238V130H235V131H233L234 130V127L235 126H233V124H230L229 126H228V123L230 122L229 121V119L227 118V117H231V116H228ZM232 115H234V114H232ZM239 115H241V114H239ZM2 116V115H1ZM35 116H40L39 114H37V115H35ZM82 116H83V113H82ZM127 116V115H126ZM164 116V115H163ZM196 116V115H195ZM243 116V115H242ZM17 117H19V116H17ZM50 117V116H49ZM80 117H81V115H80ZM128 117V116H127ZM137 117V116H136ZM149 117V116H148ZM168 117V116H167ZM94 118V117H93ZM131 118V117H130ZM129 118V119H130ZM159 118V117H158ZM169 118V117H168ZM183 118V117H182ZM186 118L187 117H185V121H186ZM191 118V117H190ZM201 118V117H200ZM221 118V119H220ZM236 118V117H235ZM1 119V118H0ZM16 119V118H15ZM33 119H41V117H38V118H34L33 117ZM32 119V120H33ZM62 119V118H61ZM71 119V118H70ZM122 119V118H121ZM128 119V118H127ZM151 119V118H150ZM188 119V118H187ZM204 119H203V121H204ZM2 120V119H1ZM79 120V119H78ZM84 120V119H83ZM82 119H81V121H83ZM125 120H126V118H125ZM135 120V119H134ZM199 120V119H198ZM65 121H67V120H65ZM69 121V120H68ZM77 121V120H76ZM80 121V120H79ZM132 121V120H131ZM149 121V120H148ZM182 121V120H181ZM236 120H234V122H235ZM240 121V120H239ZM243 121V120H242ZM241 121V122H242ZM125 122H127V121H125ZM178 122V121H177ZM199 122V121H198ZM61 123V122H60ZM81 123V122H80ZM80 123H79V125H80ZM128 123V122H127ZM130 123V122H129ZM138 123V122H137ZM149 123V122H148ZM165 123V122H164ZM180 123V122H179ZM178 123V124H179ZM184 123V122H183ZM201 123V122H200ZM237 123V122H236ZM244 123V122H243ZM246 123V122H245ZM10 124V123H9ZM77 124V123H76ZM87 124V123H86ZM91 124V123H90ZM117 124V123H116ZM135 124V123H134ZM185 124V123H184ZM184 124H182V125H184ZM188 124V123H187ZM209 124H208V126H209ZM64 125L66 126V122H63V123H61L60 124V126H63V128H64ZM73 125H75V124H73ZM73 125H71V126H73ZM170 125V124H169ZM177 125V124H176ZM176 125H175V129H176ZM180 125H181V123H180ZM204 125V124H203ZM207 125V124H206ZM237 125V124H236ZM244 125V124H243ZM246 125V124H245ZM250 125V124H249ZM47 126V125H46ZM59 126V127H60ZM99 126V125H98ZM116 126V125H115ZM119 126V125H118ZM127 126V125H126ZM132 126V125H131ZM157 126V125H156ZM52 127V126H51ZM54 127H55V129L57 128V130H58V128L59 127H56V125H54ZM54 127H52L51 129L52 130H54ZM70 127V126H69ZM74 127V126H73ZM92 127V126H91ZM109 127V126H108ZM173 127V126H172ZM183 127V126H182ZM61 128V127H60ZM67 128V127H66ZM84 128V127H83ZM85 128H86V126H85ZM99 128V127H98ZM114 128H116V127H114ZM120 128V127H119ZM129 128V127H128ZM190 128V127H189ZM199 128H200V126H199ZM212 128H213V126H212ZM29 129V128H28ZM62 129V128H61ZM71 129V128H70ZM79 129H80V127H79ZM93 129V128H92ZM117 129H118V127H117ZM173 129H174V127H173ZM196 129V128H195ZM205 129V128H204ZM208 129V128H207ZM246 129V128H245ZM7 130V129H6ZM5 130V131H6ZM10 130V129H9ZM26 130V129H25ZM47 130H50V127L47 129ZM52 130H50V131H48V132H52L53 134H54V132L52 131ZM57 130L55 131V132H57ZM64 130H66V129H64ZM64 130H63V132H64ZM68 130V129H67ZM112 130V129H111ZM182 130V129H181ZM194 130V129H193ZM209 130H211V129H209ZM244 130V129H243ZM4 131V130H3ZM44 131H46L45 129L43 130V134H46V132L44 133ZM72 131V130H71ZM78 131V130H77ZM87 131V130H86ZM115 131V130H114ZM125 131H127V130H125ZM125 131H123V132H125ZM130 131V130H129ZM135 131V130H134ZM168 131V130H167ZM170 131V130H169ZM200 131V130H199ZM6 132H9L8 130L6 131ZM32 132V131H31ZM30 132V133H31ZM35 132V131H34ZM61 133H63L62 131H60ZM66 132V131H65ZM69 132V131H68ZM81 132H83V131H81ZM80 132V133H81ZM85 132V131H84ZM113 132V131H112ZM117 132H118V130H117ZM120 132V131H119ZM122 132V133H123ZM132 132V131H131ZM216 132H218V131H216ZM220 132V131H219ZM246 132V131H245ZM1 133V132H0ZM13 133V132H12ZM12 133H11V135H12ZM19 133V132H18ZM27 133V132H26ZM42 133V132H41ZM40 133V134H41ZM58 133H59V131H58ZM61 133L60 134H56V136L55 137H58V138H55L56 140H60V135H61ZM99 133V132H98ZM101 133V132H100ZM114 133V132H113ZM137 133H139V132H137ZM196 133V132H195ZM202 133V132H201ZM211 133V132H210ZM221 133V132H220ZM220 133H218V134H220ZM238 133V135H237V137H236V139H237V142H239V144L237 145V144H235V146H234V148H235V150L234 151H232L233 153L232 154H230V152L229 153H225L228 149H229V147L232 145V143H231V140H232V137L234 136V135H236ZM6 134V133H5ZM36 134V133H35ZM39 134V133H38ZM37 134V135H38ZM53 134H49L48 136H46V135H43V137L45 136V137H48L47 138V140H48V142H50L49 140H50V138H51V141L53 140H55V139H52L53 137H50V135L51 136H53ZM64 134H66V133H64ZM77 134V133H76ZM75 134V135H76ZM127 134V133H126ZM130 134V133H129ZM187 134V133H186ZM206 134V133H205ZM204 134V135H205ZM1 135H3V134H1ZM7 135V134H6ZM19 135V134H18ZM28 135V134H27ZM30 135V134H29ZM28 135V136H29ZM36 135V136H37ZM57 135H59V136H57ZM70 135V134H69ZM73 135V134H72ZM78 135V134H77ZM89 135V134H88ZM93 135V134H92ZM111 135V134H110ZM114 135H115V133H114ZM113 135V136H114ZM137 135H139V134H137ZM185 135V134H184ZM4 136V135H3ZM31 136H33V135H31ZM42 136V135H41ZM40 135L39 136H37V137H40L39 139H43V137H41ZM104 136V135H103ZM116 136V135H115ZM126 136V135H125ZM128 136H131V135H128ZM132 136H134V135H132ZM8 137V136H7ZM18 137V136H17ZM36 137V138H37ZM44 137V138H45ZM72 137V136H71ZM76 137V136H75ZM110 137H112V136H110ZM135 137V136H134ZM147 137V136H146ZM162 137V136H161ZM171 137V136H170ZM178 137V136H177ZM176 137V138H177ZM189 137V136H188ZM218 137V136H217ZM24 138V137H23ZM61 138H66V136L65 137H61ZM115 138V137H114ZM119 138V137H118ZM126 138V137H125ZM133 138V137H132ZM137 138H138V136H137ZM140 138H143V137H140ZM180 138V137H179ZM184 138V137H183ZM212 138V137H211ZM221 138V137H220ZM38 139V138H37ZM78 139V138H77ZM117 139V138H116ZM136 139V138H135ZM134 139V140H135ZM151 139V138H150ZM217 139H219V138H217ZM18 140V139H17ZM28 140H30V139H28ZM34 140V139H33ZM44 140V139H43ZM46 140V139H45ZM47 140H46V142L44 141V143L42 142V144H47L48 145V143H47ZM119 140V139H118ZM197 140V139H196ZM212 140V139H211ZM40 141V140H39ZM65 141H66V139H65ZM65 141L64 140H61V141H59V142H61V144L62 145H64L65 144ZM69 141V140H68ZM110 141V140H109ZM113 139H112V143H113ZM116 141V140H115ZM148 141V140H147ZM149 141H151V140H149ZM219 141V140H218ZM217 141V142H218ZM221 141V140H220ZM3 142H5V141H3ZM41 142V141H40ZM57 142V144L59 143L58 141H56ZM64 144H63V143ZM70 142V141H69ZM73 142V141H72ZM122 142H123V140H122ZM127 142V141H126ZM126 142H125V144H126ZM129 142V141H128ZM188 142V141H187ZM236 142V143H237ZM39 143V142H38ZM53 143V142H52ZM51 142L49 143V145L50 144H52ZM75 143V142H74ZM76 143H77V141H76ZM87 143H88V141H87ZM94 143V142H93ZM119 143V142H118ZM124 143V142H123ZM143 143V142H142ZM191 143V142H190ZM200 143V142H199ZM198 143V144H199ZM220 143V142H219ZM56 144V147L59 145H57ZM78 144H80V143H78ZM77 144V145H78ZM108 144V143H107ZM116 144V143H115ZM121 144V143H120ZM144 144V143H143ZM31 145V144H30ZM32 145H33V142H32ZM31 145V146H32ZM53 145H55V144H52L51 146H53ZM72 145V144H71ZM76 144H75V147L77 146ZM85 145H86V143H85ZM109 145V144H108ZM114 145V144H113ZM119 145V144H118ZM132 145V144H131ZM158 145V144H157ZM3 146H4V144H3ZM50 146V147H51ZM81 146V145H80ZM96 146V145H95ZM112 146V145H111ZM110 146V147H111ZM120 146V145H119ZM138 146V145H137ZM166 146V145H165ZM62 147V146H61ZM60 147V148H61ZM65 147H67V146H65ZM77 147H79V145L77 146ZM85 147V146H84ZM102 147V146H101ZM109 147V148H110ZM113 147V146H112ZM123 147H125L124 145H123ZM159 147V146H158ZM190 147V146H189ZM239 147V148H238ZM1 148H2V146H1ZM37 148V147H36ZM42 149L44 148L43 146L41 147ZM53 148V147H52ZM67 148H69V147H67ZM114 148H115V146H114ZM127 148V147H126ZM139 148V147H138ZM144 148V147H143ZM148 148H149V146H148ZM150 148H151V146H150ZM156 148V147H155ZM160 148V147H159ZM195 148V147H194ZM202 148V147H201ZM34 149V148H33ZM45 149V148H44ZM47 149L49 150V147H47ZM54 149V148H53ZM112 149V148H111ZM119 149V148H118ZM121 149V148H120ZM137 149V148H136ZM135 149V150H136ZM185 149V148H184ZM35 150V149H34ZM33 150V151H34ZM39 150V149H38ZM41 150V149H40ZM48 150H45V151H48ZM73 150V149H72ZM127 150V149H126ZM132 150V149H131ZM138 150V149H137ZM12 151V150H11ZM42 151V150H41ZM41 151H39L40 153H42ZM54 151V150H53ZM52 151V152H53ZM59 151V150H58ZM61 151V150H60ZM62 151H64L63 150V148H62ZM74 151H76V150H74ZM80 151V150H79ZM79 151H78V156H79ZM81 151H83V150H81ZM102 151V150H101ZM109 151V150H108ZM117 151V150H116ZM128 151V150H127ZM261 151V153H263V154H260L259 152ZM263 151V152H262ZM73 152V151H72ZM88 152H89V150H88ZM95 152V151H94ZM107 152V151H106ZM130 152H132V151H130ZM133 152H135L134 151V149H133ZM143 152V151H142ZM172 152V151H171ZM204 152H206V151H204ZM55 153H57L56 151H55ZM59 153V152H58ZM67 153H68V151H67ZM67 153H65V155L67 154ZM100 153V152H99ZM112 153V152H111ZM126 153V152H125ZM124 153V154H125ZM128 153V152H127ZM170 153V152H169ZM52 154V153H51ZM53 154H54V152H53ZM63 154V153H62ZM83 155H84V153H82ZM91 154V153H90ZM89 154V155H90ZM108 154V153H107ZM136 154V153H135ZM204 154V153H203ZM71 155H73V154H71ZM74 155H76L77 156V152H76V154L74 153ZM137 155V154H136ZM164 155V154H163ZM14 156V155H13ZM32 156V155H31ZM40 157L41 156H43V155H39ZM38 156V157H39ZM44 156H45V154H44ZM47 156V155H46ZM51 156V155H50ZM53 156V155H52ZM58 155H56L55 156V154H54V157H57ZM75 156V157H76ZM92 156V155H91ZM111 156V155H110ZM113 156V155H112ZM128 156V155H127ZM126 156V157H127ZM258 155H256V157H257ZM48 157V156H47ZM47 157H45V158H47ZM54 157H51V160L52 159H54ZM64 157V156H63ZM72 157V156H71ZM106 157V156H105ZM108 157V156H107ZM125 157V156H124ZM125 157V158H126ZM177 157V156H176ZM260 157V156H259ZM264 157V156H263ZM11 158V157H10ZM13 158H15V157H13ZM43 158V157H42ZM41 158V159H42ZM89 158V157H88ZM100 158H102V157H100ZM111 158V157H110ZM178 158V157H177ZM261 158V157H260ZM39 160H40V158H38ZM80 159V158H79ZM87 159V158H86ZM129 159V158H128ZM149 159V158H148ZM38 160V161H39ZM46 160V159H45ZM50 160V161H51ZM57 159H55L54 161H56ZM73 160V159H72ZM75 160V159H74ZM104 160V159H103ZM117 160V159H116ZM172 160V159H171ZM180 160V159H179ZM183 160V159H182ZM262 160V159H261ZM41 161V160H40ZM42 161H43V159H42ZM47 161V160H46ZM84 161V160H83ZM207 161V160H206ZM205 161V162H206ZM263 161V160H262ZM261 161V162H262ZM183 162V161H182ZM193 162V161H192ZM250 162V163H251ZM260 162V163H261ZM31 163V162H30ZM43 163V162H42ZM70 163V162H69ZM72 163V162H71ZM92 163V162H91ZM98 163V162H97ZM119 163V162H118ZM174 163V162H173ZM181 163V162H180ZM208 163V164H209ZM251 163V164H252ZM263 163V162H262ZM6 164V163H5ZM73 164V163H72ZM153 164V163H152ZM151 164V165H152ZM158 164V163H157ZM204 164V163H203ZM245 164V163H244ZM254 164V163H253ZM259 164V163H258ZM33 164H31V166H32ZM42 165V164H41ZM45 165V164H44ZM70 165V164H69ZM77 165H78V163H77ZM98 165H99V163H98ZM150 165V166H151ZM173 165V164H172ZM7 166H9V165H7ZM6 166V167H7ZM27 166H29L28 168H29V170L30 169H33L32 167H34V166H32V167H30V165H27ZM27 166H25V167H27ZM71 166V165H70ZM94 166V165H93ZM109 166V165H108ZM153 166V165H152ZM164 166V165H163ZM179 166V165H178ZM2 167V166H1ZM126 167V166H125ZM165 167H167V166H165ZM190 167V166H189ZM258 168H263V167H260V166H257ZM35 168V167H34ZM122 168V167H121ZM154 168H155V166H154ZM124 169V168H123ZM260 169V170H261ZM9 170H10V166H9ZM35 170H36V168H35ZM61 170V169H60ZM63 170H65V168L63 169ZM10 171H12V169L10 170ZM9 171V172H10ZM79 171V170H78ZM125 171V170H124ZM33 172V171H32ZM37 173H38V171H36ZM35 172V173H36ZM74 172H75V170H74ZM76 172H77V170H76ZM121 172V171H120ZM189 172V171H188ZM262 172H264V169H263V171ZM14 173V172H13ZM35 173H34V176H35ZM37 173H36V176H38V177H40L39 175L40 174H38L37 175ZM114 173V172H113ZM256 173V174H255ZM125 174V173H124ZM140 174V173H139ZM145 174V173H144ZM183 174V173H182ZM250 174V173H249ZM102 175V174H101ZM111 175V174H110ZM251 176H253L254 175V177L252 178V179H256V180H258L259 179V177L260 176H262L261 174H260V172H258V171H253V175L252 174H250ZM250 175H248L249 177H250V179L249 180H251V176ZM33 176V175H32ZM35 176V177H36ZM66 176V175H65ZM69 176V175H68ZM99 176V175H98ZM159 176V175H158ZM34 177V178H35ZM117 177V176H116ZM68 178V177H67ZM69 178H70V176H69ZM73 178V177H72ZM104 178V177H103ZM245 178V179H244ZM262 178V177H261ZM71 179V178H70ZM74 179V178H73ZM76 179V178H75ZM123 179V178H122ZM159 179L160 180H164L165 178H164V175L163 176H160L159 177ZM63 180V179H62ZM65 180V179H64ZM78 180V179H77ZM84 180H85V178H84ZM114 180V179H113ZM125 180H126V178H125ZM170 180V179H169ZM260 180V179H259ZM69 181V180H68ZM108 181V180H107ZM158 181V180H157ZM248 181V180H247ZM62 182V181H61ZM71 182H72V180H71ZM80 182V181H79ZM129 182V181H128ZM126 183L125 181H119V183H120V185L118 186V187H115L114 188V186H116V184H115V182L114 183H105V185H102V186H100V185H92V186H89L88 187V189L87 190H89V191H91V192H94L96 195H93L91 198H90V200H89V203H90V205H92L93 207H92V209L93 210H91V215H92V219H90L89 221H86V223L84 224H79L81 227H83L84 229H83V231L81 232L80 230H78V234H77V237L78 238H80V241L79 240H77L78 242H76V240H75V238L74 237H76V236H74L73 237V239H72V237H71V241L70 242H68V243H66V245H65V247L67 248V252H70V254L72 255L73 253H74V251H75V249H80L79 251L80 252H82V254H83V252L84 253H87L88 254V252H89V250H86L85 248H83L82 247V244H84V242L86 243V241L88 240V238L89 237H91V235H94V234H96V233H100L99 235H101L100 237H102V238H100V241L96 244V246H102V249L101 250H106V245H105V243L103 242V240H104V236L106 235V234H108V235H112V234H114V236H116L117 234H118V232H123V234L124 235H126V238H125V240H126V242H128V240L131 238V237H136L137 239H139L140 241H142V240H144V241H152V243H153V241L154 240H166V237H168L167 238V240L168 239H170V236H171V234L172 233H175V232H180L181 230H185V231H187V230H189V229H192V228H197V229H200L201 230V232L203 233V240H202V242H201V244L203 243V247H205V244H206V242H207V239H208V241L209 242H211L212 243V240H213V238L211 239V240H209V238H208V234H210V233H208V231L210 232L211 231V233L213 232V231H215V230H219V231H222L223 230V227H225L224 225H225V222H223V220H214L213 219V216L212 215H208V213L207 214H204L202 211L201 212H198V211H196L195 209H193L194 211H190V209L187 207L186 208V210H184L180 215H172V214H164V213H162V212H160V211H157V210H153V209H141V208H139V207H137V206H135V202L132 204V202L133 201H135L133 198H134V194H135V192L136 191H138V190H136V187L134 186V185H132V184H129V183ZM159 182H161V181H159ZM57 183H58V181H57ZM62 183H64V182H62ZM76 183V182H75ZM88 183V182H87ZM95 183H97V182H95ZM100 183V182H99ZM24 184V183H23ZM56 184V183H55ZM67 184V183H66ZM77 184V183H76ZM89 184V183H88ZM92 184H94V183H92ZM103 184V183H102ZM156 184V183H155ZM263 184V183H262ZM75 185V184H74ZM182 185V184H181ZM27 186V185H26ZM61 186V185H60ZM72 186V185H71ZM88 186V185H87ZM159 186V185H158ZM178 186H180V185H178ZM70 187V186H69ZM77 187V186H76ZM27 188H29V187H27ZM58 188V187H57ZM109 188V189H108ZM169 188V187H168ZM180 188V187H179ZM255 190H257V188H255V187H253ZM253 188H251V190H253ZM66 189V188H65ZM259 189V188H258ZM28 190V189H27ZM73 190V189H72ZM183 190H181V191H183ZM200 190V189H199ZM254 190V191H255ZM264 190V189H263ZM263 190L262 191H260L259 193L261 194V192H263ZM67 191H70V189L69 190H67ZM79 191H80V189H79ZM81 191H83L82 189H81ZM165 191V190H164ZM76 192V191H75ZM78 192V191H77ZM147 192V191H146ZM167 191H165V193H166ZM58 193V192H57ZM66 193V192H65ZM78 193H81V192H78ZM151 193V192H150ZM165 193L163 194V197H164V195H165ZM173 193V192H172ZM195 193H197V192H195ZM195 193H194V195H195ZM258 193V194H259ZM76 194V193H75ZM105 194H107V195H105ZM144 195V194H143ZM154 195V194H153ZM203 195V194H202ZM262 195V194H261ZM35 196V195H34ZM71 196H73V194L71 195ZM76 196V195H75ZM141 196V195H140ZM168 196V195H167ZM188 196V195H187ZM200 196V195H199ZM174 197V196H173ZM194 197V196H193ZM70 198V197H69ZM147 198V197H146ZM165 198V197H164ZM166 198H168V197H166ZM196 198V197H195ZM200 198H202V197H200ZM217 198V197H216ZM61 199V197L59 198V200ZM136 199V198H135ZM155 199V198H154ZM184 199V198H183ZM205 199H207V201H208V198L204 195L203 196V200L204 201H206ZM212 199H214V198H212ZM187 200V199H186ZM186 200H184V201H186ZM192 200V199H191ZM61 201V200H60ZM59 201V202H60ZM163 201V200H162ZM182 201V200H181ZM195 201V200H194ZM193 201V202H194ZM141 202V201H140ZM153 202V201H152ZM192 202V201H191ZM175 203V202H174ZM187 203V202H186ZM195 203H196V201H195ZM206 203V202H205ZM181 204V203H180ZM183 204H184V202H183ZM200 204V203H199ZM219 204V203H218ZM221 204V203H220ZM244 204V203H243ZM141 205V204H140ZM148 205V204H147ZM214 205V204H213ZM170 206V205H169ZM184 206V205H183ZM186 206V205H185ZM184 206V207H185ZM244 206V205H243ZM182 207V206H181ZM193 207V206H192ZM202 207V206H201ZM211 208V207H210ZM228 208H230V207H228ZM198 209V208H197ZM225 209V208H224ZM223 209V210H224ZM236 209V208H235ZM209 210V209H208ZM232 210V209H231ZM170 212V211H169ZM205 212V211H204ZM207 212V211H206ZM215 212V211H214ZM234 212V211H233ZM176 213V212H175ZM212 213H213V211H212ZM217 213V212H216ZM17 215V214H16ZM248 216V215H247ZM15 217V216H14ZM18 218H16V220H21V221H23L24 219H20V217L19 216H17ZM218 217V216H217ZM241 217V216H240ZM252 217V218H253ZM91 218V217H90ZM251 218V219H252ZM1 219V218H0ZM14 219V218H13ZM217 219V218H216ZM223 219V218H222ZM11 220V219H10ZM15 220V221H16ZM253 219H252V221H254ZM226 221V220H225ZM250 221V220H249ZM254 221V222H255ZM9 222H11V221H9ZM17 222H19V221H17ZM218 222H220L219 224H218ZM7 223V222H6ZM28 223V222H27ZM1 224V223H0ZM9 224V223H8ZM23 224V223H22ZM25 225V224H24ZM260 225H262V224H260ZM134 226V228L137 226L139 229H133V230H131V231H128L127 232V230L126 229H128V228H130V227H133ZM226 226H228V225H226ZM262 227H263V225H262ZM240 228V227H239ZM253 229V228H252ZM18 230V229H17ZM193 230H195V229H193ZM225 230V229H224ZM236 230V229H235ZM3 231V230H2ZM34 231V230H33ZM35 232V231H34ZM191 232V231H190ZM6 233V232H5ZM120 233V234H121ZM192 233H193V231H192ZM217 233H218V231H217ZM26 234V233H25ZM40 234V233H39ZM74 234H75V231H74ZM218 234H220V232L218 233ZM1 235V234H0ZM22 235H24V234H22ZM177 235V234H176ZM180 235V234H179ZM188 235V234H187ZM211 235V234H210ZM212 235H213V237H214V234L212 233ZM211 235V236H212ZM17 236V235H16ZM206 236V237H205ZM210 236V237H211ZM219 236V235H218ZM260 236V235H259ZM76 237V238H77ZM94 237V236H93ZM173 237H175L174 235L172 236V238ZM264 237V236H263ZM1 238H3V237H1ZM5 238V237H4ZM108 238H111V237H108ZM112 238H113V236H112ZM6 239V238H5ZM41 239V238H40ZM262 240H263V238H261ZM0 240H2V239H0ZM8 240V239H7ZM39 240V239H38ZM132 240V239H131ZM176 240V239H175ZM214 240H216V239H214ZM35 241V240H34ZM44 242H45V240H43ZM130 241V240H129ZM158 241V242H159ZM40 242L42 243V241L40 240ZM143 242V241H142ZM149 242H147V243H149ZM165 242V244H166V241H164ZM172 242V241H171ZM209 242H208V244H209ZM94 243V242H93ZM144 243H146V242H144ZM151 242L149 243V244H152ZM163 243V242H162ZM210 243V244H211ZM214 243V242H213ZM232 243V242H231ZM259 243V242H258ZM262 243V242H261ZM15 244V243H14ZM126 244V243H125ZM260 244V243H259ZM264 244V243H263ZM49 245V244H48ZM95 245V244H94ZM156 245V244H155ZM251 245V244H250ZM249 245V246H250ZM7 246V245H6ZM236 246V245H235ZM248 246V247H249ZM260 246V245H259ZM89 247V246H88ZM93 247H95V246H93ZM234 247V246H233ZM241 247V246H240ZM243 247V246H242ZM253 247V246H252ZM254 247H256V246H254ZM3 248V247H2ZM4 248H6L5 246H4ZM63 248H64V246H63ZM90 248V247H89ZM259 248V247H258ZM263 248V247H262ZM37 249V248H36ZM46 250L45 251H55L56 249H57V247L55 246V247H47V248H45ZM91 249V248H90ZM99 249V248H98ZM114 247L113 246H110L107 250H108V253H107V256L103 259V261H105V260H108V259H110L111 257H112V255L114 254ZM243 249V248H242ZM255 249V248H254ZM156 250V249H155ZM239 250V249H238ZM258 251H259V249H257ZM261 250V249H260ZM228 251V250H227ZM253 251L254 250H252V253H253ZM256 251V250H255ZM75 252H78L77 250L75 251ZM79 252V253H80ZM207 252H208V250H207ZM243 252V251H242ZM241 252V253H242ZM51 253V252H50ZM89 253H91V252H89ZM162 253V252H161ZM237 253H238V251H237ZM78 254V253H77ZM81 254V253H80ZM95 253H93V255H94ZM96 254H97V251H96ZM205 254H206V250L204 251V253H203V255L204 256H202V258H206V256H205ZM233 254H235V253H233ZM239 254H240V251H239ZM239 254L238 255H234V256H231V258L230 257H228L227 256V258H224V259H220L219 261H220V263L219 264H242L241 262V260H240V258L242 257V255H240L241 257L239 258L238 256H239ZM251 254V253H250ZM249 254V255H250ZM255 253H253V255H254ZM259 254V253H258ZM257 254V255H258ZM88 255H90V254H88ZM87 255V256H88ZM92 255V256H93ZM170 255V254H169ZM245 255V254H244ZM246 255H248V254H246ZM248 255V256H249ZM256 255V256H257ZM82 256V255H81ZM84 256H86V255H84ZM255 256V255H254ZM72 257V256H71ZM70 257V258H71ZM94 257H96V256H94ZM93 257V258H94ZM102 257V256H101ZM169 257V256H168ZM217 257V256H216ZM224 257V256H223ZM258 257V256H257ZM79 258V257H78ZM85 258V257H84ZM91 258V257H90ZM247 258V257H246ZM260 258V257H259ZM95 259V258H94ZM93 259V260H94ZM215 259V258H214ZM213 259V260H214ZM242 259V258H241ZM83 260L84 259H82V261H72V260H67L66 261V263L65 264H84V262H83ZM86 260V259H85ZM201 260V259H200ZM252 260V259H251ZM258 260V259H257ZM217 260H215L214 262H216ZM218 261V262H219ZM245 261H246V259H245ZM245 261H243L244 263H245ZM261 261H263V259L261 260ZM146 262V261H145ZM213 262V263H214ZM232 262H234V263H232ZM103 263H106V262H103ZM196 263V262H195ZM200 263V262H199ZM211 263V262H210ZM212 263V264H213ZM249 264H250V262H248ZM252 263V262H251ZM163 264V263H162ZM200 264H209V262H208V259L207 260H205V261H202ZM217 264V263H216Z\"/></svg>",
	"mask_w": 264,
	"mask_h": 264
}]
</instances>
